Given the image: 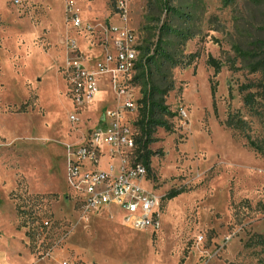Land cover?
Returning a JSON list of instances; mask_svg holds the SVG:
<instances>
[{"label": "rangeland", "instance_id": "374dc122", "mask_svg": "<svg viewBox=\"0 0 264 264\" xmlns=\"http://www.w3.org/2000/svg\"><path fill=\"white\" fill-rule=\"evenodd\" d=\"M172 6L191 15L174 24L193 35L181 46L166 37L167 49L194 61L171 71L172 128L158 129L150 146L149 175L162 198L161 228L152 232L131 229L115 209L86 212L68 188V146L83 143L117 101L107 74L95 99L77 106L67 66L82 55L95 72L126 38L153 49L168 13L159 0H0V264H264V157L225 124L238 110L253 137L262 132L238 89L261 77L239 50L264 38V0ZM210 57L222 65L217 74ZM134 75L123 81L139 100ZM102 166L109 169L106 158ZM171 190L181 192L167 199Z\"/></svg>", "mask_w": 264, "mask_h": 264}, {"label": "built area", "instance_id": "2783aa9c", "mask_svg": "<svg viewBox=\"0 0 264 264\" xmlns=\"http://www.w3.org/2000/svg\"><path fill=\"white\" fill-rule=\"evenodd\" d=\"M72 23L75 28L84 29L78 17H73ZM126 40V45L118 43L116 57L107 56L95 72L84 67L82 55H77L67 66L77 106L95 99L99 92L98 79L107 74L111 75L117 101L114 109L102 114L97 127L83 143L68 146L67 184L81 196L86 212L97 214L115 207L124 213V222L131 229L156 232L161 228L162 198L153 190L147 167L136 161V126L130 116L137 114L138 100L123 77L134 72L139 52ZM68 47L72 52L76 48L74 43ZM77 121L76 113L70 116L71 123ZM105 158L109 169L102 166Z\"/></svg>", "mask_w": 264, "mask_h": 264}, {"label": "trees", "instance_id": "16d2710c", "mask_svg": "<svg viewBox=\"0 0 264 264\" xmlns=\"http://www.w3.org/2000/svg\"><path fill=\"white\" fill-rule=\"evenodd\" d=\"M114 2V0H110ZM163 11L168 13V18L157 29L159 31L158 41L151 46H137L139 52L138 60L134 67V77L132 83L140 88L141 98L138 100V112L136 118V161L144 164L150 174L151 158L155 152L150 150V146L157 141L155 134L162 128L170 131L172 124L170 119L175 114L166 105V96L174 89V81L171 71L181 65L187 67L193 63L194 55L188 56L184 61L177 57L176 52L167 49L166 37L178 38L179 46L192 36L189 29L185 30L176 27V19L189 22L191 15L183 10L172 6V0H159ZM160 21V20H159ZM244 67L250 74H260L258 81H250L242 84L238 91L242 96L243 107L250 117L259 121L262 132L253 137L248 131L251 128L250 122L245 119L240 111H230L225 124L232 130L244 135L246 145L254 152L264 157V38L253 41L248 50H239ZM207 64L214 68L215 74L221 70V63L210 57ZM215 97V87L212 86ZM180 190H171L167 199L177 196ZM259 244L264 246V239L259 240Z\"/></svg>", "mask_w": 264, "mask_h": 264}, {"label": "crops", "instance_id": "0c3cea01", "mask_svg": "<svg viewBox=\"0 0 264 264\" xmlns=\"http://www.w3.org/2000/svg\"><path fill=\"white\" fill-rule=\"evenodd\" d=\"M114 209H115V211L118 212V213L121 212L118 208H115V207L110 208V209H107V210H108V211H112V210H114Z\"/></svg>", "mask_w": 264, "mask_h": 264}]
</instances>
